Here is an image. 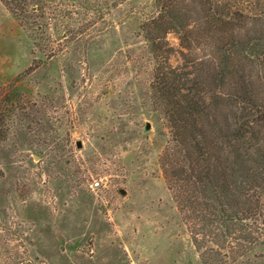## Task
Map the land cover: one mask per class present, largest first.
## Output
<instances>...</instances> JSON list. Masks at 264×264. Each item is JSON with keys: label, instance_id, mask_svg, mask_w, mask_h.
<instances>
[{"label": "rangeland", "instance_id": "rangeland-1", "mask_svg": "<svg viewBox=\"0 0 264 264\" xmlns=\"http://www.w3.org/2000/svg\"><path fill=\"white\" fill-rule=\"evenodd\" d=\"M156 1L55 0L54 15L36 12L21 25L0 1V108L9 109L0 133V264H264V188L246 194L258 214L232 218L226 237L225 227L204 225L201 206L182 211L173 200L166 173L182 165L165 155L172 131L153 102L155 61L141 30L158 15ZM179 7L194 13L192 28L209 27L208 10L228 31L189 49L172 31L169 65L196 68L204 86L228 49V118L235 128L236 87L250 90L263 143L264 0Z\"/></svg>", "mask_w": 264, "mask_h": 264}, {"label": "trees", "instance_id": "trees-1", "mask_svg": "<svg viewBox=\"0 0 264 264\" xmlns=\"http://www.w3.org/2000/svg\"><path fill=\"white\" fill-rule=\"evenodd\" d=\"M0 1L20 25L25 20H31L36 12L41 13L38 16L40 20L48 19L56 12L50 4L55 0ZM156 2L159 7L158 15L147 21L141 30L155 61L151 82L153 102L158 105L172 131L170 146L165 155L169 160L174 158L178 165H182L179 168L181 170L172 166L170 172L166 173V179L169 178L173 200L182 211L183 207L187 208V204L192 205V209L201 206L200 209L209 214L208 217L201 214L204 225L214 227V224H218L225 227L222 235L226 237L228 222L232 221V218L240 222L258 214L259 202L251 204L247 201L246 194L258 187L264 188V142L260 143L258 135L255 137V120L258 119L259 111L253 103L251 91L248 92L238 85L235 96L243 103L239 105V118H245L247 110V121L239 124L240 120H237L236 127L232 128L228 118L226 88L228 61L225 60L228 59V49L225 55L222 54L224 58L221 57L222 60L213 70V75H205L207 79L204 86V77L201 75L203 78H199L196 68H172L169 65L168 59L173 49L168 47L167 34L176 31L179 34L180 46L189 49L201 37L217 35L215 40H223L222 35L228 31V21L206 10L203 18L209 27L205 30L192 28L190 22L195 20L194 13H182L179 7L181 0ZM192 2L195 3L196 0ZM32 23L33 26L36 24L37 28L47 27L45 22L37 23L34 20ZM7 110L9 111L0 108V133L3 123L6 122ZM249 136V145L255 155L246 154L249 143L246 138ZM231 152L236 153L230 157ZM244 155L254 160L248 164ZM196 191L203 198L202 204L198 205ZM195 198L196 201H193ZM228 207L233 209L234 213L228 214ZM235 221L229 224L235 226Z\"/></svg>", "mask_w": 264, "mask_h": 264}, {"label": "water", "instance_id": "water-1", "mask_svg": "<svg viewBox=\"0 0 264 264\" xmlns=\"http://www.w3.org/2000/svg\"><path fill=\"white\" fill-rule=\"evenodd\" d=\"M150 129V124L148 123L147 124V126H146V130H149ZM81 146V144L80 143H78V147H80ZM122 193H125V191H121Z\"/></svg>", "mask_w": 264, "mask_h": 264}, {"label": "built area", "instance_id": "built-area-1", "mask_svg": "<svg viewBox=\"0 0 264 264\" xmlns=\"http://www.w3.org/2000/svg\"><path fill=\"white\" fill-rule=\"evenodd\" d=\"M95 185H96V186H98V185H99V183L97 182V183H95Z\"/></svg>", "mask_w": 264, "mask_h": 264}]
</instances>
